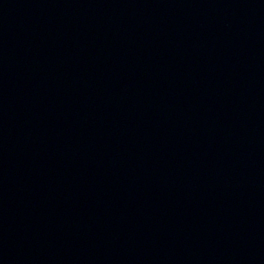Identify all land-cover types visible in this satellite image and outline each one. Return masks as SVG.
I'll return each mask as SVG.
<instances>
[{"label":"water","instance_id":"1","mask_svg":"<svg viewBox=\"0 0 264 264\" xmlns=\"http://www.w3.org/2000/svg\"><path fill=\"white\" fill-rule=\"evenodd\" d=\"M0 264H264V0H0Z\"/></svg>","mask_w":264,"mask_h":264}]
</instances>
